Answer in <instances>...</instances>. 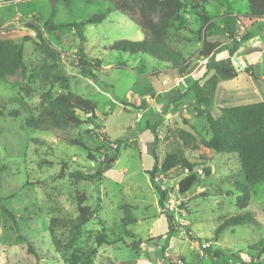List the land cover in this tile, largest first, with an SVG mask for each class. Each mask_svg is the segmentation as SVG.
<instances>
[{"label":"rangeland","instance_id":"1","mask_svg":"<svg viewBox=\"0 0 264 264\" xmlns=\"http://www.w3.org/2000/svg\"><path fill=\"white\" fill-rule=\"evenodd\" d=\"M182 1L185 9L174 19L168 42L186 58L184 73L202 65L184 92L169 91V77L176 84L183 75L171 65L114 48L145 37L108 0H0V40L21 45L24 60L17 74L0 81V264H166V243V256L184 264H264V182L253 188L246 209L237 208L242 194L235 184L244 183L237 156L215 155L198 167V181L186 194L179 183L187 170L162 174L155 184L168 193L164 209L143 171L151 159L141 160L139 134L148 128L158 137L160 161L175 151L199 160L177 131L210 139L193 86L204 85L216 67L234 65L244 73L228 81L225 91L212 93L213 115L225 106L264 102V20L248 19L245 0ZM204 11L209 23L199 15ZM95 17L104 19L88 23ZM81 23L84 39L75 27ZM246 35L250 39L231 54ZM209 36L225 49L201 64L199 51ZM82 60L93 76L82 74ZM68 92L92 101L98 119L63 128L45 120L48 103ZM171 97L176 100L169 105ZM16 111L18 116L10 115ZM29 117L37 127L27 126ZM117 150L118 161L104 173L105 157ZM99 170L103 177L93 182L72 176ZM83 196L93 216L79 234L61 222L52 225L54 219L76 220ZM243 213H252L254 221L216 235L227 219ZM164 214L175 219L170 234ZM124 228L133 236L123 238ZM101 235L107 242L99 246ZM120 237L138 241V248L126 247Z\"/></svg>","mask_w":264,"mask_h":264},{"label":"trees","instance_id":"2","mask_svg":"<svg viewBox=\"0 0 264 264\" xmlns=\"http://www.w3.org/2000/svg\"><path fill=\"white\" fill-rule=\"evenodd\" d=\"M119 12L127 16L133 23H135L140 31L143 33L145 40L143 42H118L114 45L123 52L132 54H145L158 61L165 62L171 65L172 69L185 74L184 64L186 58L183 53L174 49L168 42V32L172 27L174 19L185 9V2L182 0H108ZM247 2L248 10L247 17L249 20H264V0H245ZM204 23H209V18L204 12H200ZM104 17H95L90 19L88 23L92 24L96 21L100 22ZM83 23L76 24L75 27L80 31L81 39L84 37L81 28ZM211 28V25L208 24ZM250 36H245L239 42H236L234 48L230 51H237L238 46L244 41H248ZM225 49V46L217 42H209L203 39L202 48L199 51V56L210 57L214 60L216 53ZM83 66L82 74L93 76V73L86 69L88 64L86 60L81 61ZM100 64V60L96 61ZM24 67L23 47L15 44L12 41L0 40V81H5L7 76H14ZM242 73V69L232 65L229 68L216 67L212 77L204 84L199 82L194 83L193 90L199 105L204 108L199 111L200 116H205L210 128V139L194 134L185 129L177 131L179 140L182 145L192 152L199 155L198 161H192L188 155L183 151H175L166 153L160 161L158 154V137L156 133L150 130L154 135V141L150 144V155L154 160V165L151 170L146 173L150 176L152 187L158 195V205L164 209L167 200V191L162 190L155 184V177L159 174H168L174 169L181 171H188V175L179 183V190L182 194H186L198 181V167H204L207 162H210L215 155L231 156L235 155L239 159L241 172L244 176V183H236V189L241 192V196L237 200V208L244 210L249 206L251 193L253 188L264 182V102L255 104H246L233 107H222L219 116L212 114L210 110L212 107V93H215L217 85L220 82L234 80ZM254 77V75H251ZM65 80V79H64ZM211 88V94L208 88ZM182 98L184 94L180 95ZM172 97L169 98V105L174 102ZM97 106L90 100L83 98L77 94L68 92L58 95L51 100L45 108L43 117L56 128H63L66 125H73L75 127L81 126L92 120H97L96 115ZM11 116L16 117L19 113L12 112ZM80 115L88 117L87 121L81 119ZM28 127L35 128L38 126V120L34 117H29L26 120ZM122 143L118 140V143ZM120 143V144H121ZM89 158L95 160L94 156L89 152ZM120 152L115 151L111 157H105L104 165L106 169L104 173L112 169L114 162H117ZM207 176L210 175L209 169H204ZM103 171L99 170L95 174H88L83 172H75L72 174L75 178L93 182L101 180ZM86 197L83 196L79 200V215L76 220L71 222L52 220V225L61 222L64 225L71 227L74 234L77 235L82 230L93 216L90 207L84 206ZM168 224V234L174 232L175 219L170 214H164ZM254 221L252 213L238 214L227 219L217 230L218 236L223 230L230 227L243 226ZM120 234L124 237H132L133 235L127 229L120 230ZM124 242L125 246L132 249H137L138 241ZM107 236L101 235L97 237V244L99 246L106 244ZM168 244L162 248L161 258L166 264H184V259L180 258L179 262H175L170 257L166 256V249ZM29 249L36 255L32 245Z\"/></svg>","mask_w":264,"mask_h":264},{"label":"crops","instance_id":"3","mask_svg":"<svg viewBox=\"0 0 264 264\" xmlns=\"http://www.w3.org/2000/svg\"><path fill=\"white\" fill-rule=\"evenodd\" d=\"M212 36H209V39H208V41L209 42H212V43H214V42H216L215 40H213V39H210ZM223 46V45H222ZM216 55H217V53L215 54V56H214V61H215V58H216ZM202 58L201 59H204L203 61H202V63L201 64H204L205 62H210V57H203V56H201ZM214 63V62H213ZM212 63V64H213ZM211 64V65H212ZM211 65L209 66V68L211 67ZM202 65H200V66H198V67H196L195 68V70L194 71H192V72H186L184 75H182V76H179V78H177V79H174V81H176L177 83L176 84H173V81L172 80H170V77H169V91H171L172 89H174L175 87H178V89L181 91V92H184L186 89H185V87L187 86V82H188V78H190L191 76H193V74H195L196 72H198V70L200 69V67H201ZM170 70V72H171V75H173L172 74V72H174V71H172L171 69H169ZM243 70V69H242ZM212 73V72H211ZM237 79V78H236ZM263 79H264V77H263ZM235 80V79H234ZM228 81H231V80H228ZM228 81H224V82H220L218 85H217V88H216V91H215V94L217 93H220V91H225V89L224 88H222L223 86H225L226 84H228V83H230V82H228ZM160 84V83H159ZM181 84H182V86H184V87H182L181 88ZM158 87H161V85H158ZM226 90H228V89H226ZM152 106V105H151ZM226 107V106H225ZM139 136H140V142H141V144H143V145H141V147H140V156H141V160H143V159H151V161H150V166L149 167H146V168H144L143 167V171L146 173L147 171H149V170H151L152 169V167H153V165H154V160H153V158H152V156L150 155V144L154 141V135H153V133L150 131V130H148V129H144V130H142V131H140V134H139ZM143 146H145V149H143ZM163 219V218H162Z\"/></svg>","mask_w":264,"mask_h":264},{"label":"built area","instance_id":"4","mask_svg":"<svg viewBox=\"0 0 264 264\" xmlns=\"http://www.w3.org/2000/svg\"><path fill=\"white\" fill-rule=\"evenodd\" d=\"M161 176H162V174L157 175L156 178H155V180H159V177H161Z\"/></svg>","mask_w":264,"mask_h":264}]
</instances>
